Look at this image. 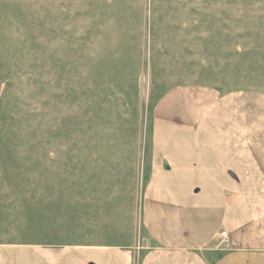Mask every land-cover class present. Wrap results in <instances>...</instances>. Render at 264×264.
<instances>
[{
    "label": "rangeland",
    "instance_id": "rangeland-1",
    "mask_svg": "<svg viewBox=\"0 0 264 264\" xmlns=\"http://www.w3.org/2000/svg\"><path fill=\"white\" fill-rule=\"evenodd\" d=\"M264 94V0H0V244L149 248L160 99Z\"/></svg>",
    "mask_w": 264,
    "mask_h": 264
},
{
    "label": "crops",
    "instance_id": "crops-1",
    "mask_svg": "<svg viewBox=\"0 0 264 264\" xmlns=\"http://www.w3.org/2000/svg\"><path fill=\"white\" fill-rule=\"evenodd\" d=\"M152 145L138 264H264V94L174 89L155 108ZM133 261L114 247L0 244V264Z\"/></svg>",
    "mask_w": 264,
    "mask_h": 264
},
{
    "label": "built area",
    "instance_id": "built-area-1",
    "mask_svg": "<svg viewBox=\"0 0 264 264\" xmlns=\"http://www.w3.org/2000/svg\"><path fill=\"white\" fill-rule=\"evenodd\" d=\"M220 237L222 238V243L225 245V248H227V249L230 248L231 247V243H230L225 231H222L220 233Z\"/></svg>",
    "mask_w": 264,
    "mask_h": 264
}]
</instances>
